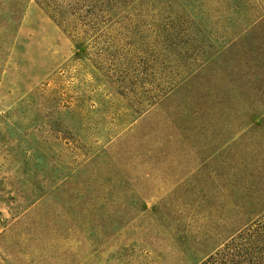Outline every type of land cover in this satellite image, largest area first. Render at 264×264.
Wrapping results in <instances>:
<instances>
[{
    "label": "rangeland",
    "instance_id": "1",
    "mask_svg": "<svg viewBox=\"0 0 264 264\" xmlns=\"http://www.w3.org/2000/svg\"><path fill=\"white\" fill-rule=\"evenodd\" d=\"M139 1L0 0V264H264V0Z\"/></svg>",
    "mask_w": 264,
    "mask_h": 264
},
{
    "label": "trees",
    "instance_id": "2",
    "mask_svg": "<svg viewBox=\"0 0 264 264\" xmlns=\"http://www.w3.org/2000/svg\"><path fill=\"white\" fill-rule=\"evenodd\" d=\"M86 3H89L91 0H84ZM76 2L78 3L79 0H36V5L38 8L43 11L52 21L57 23L58 25H61L65 23V17L66 15L75 17L77 14L81 12L80 9L77 8ZM117 3V1H116ZM125 4V3H123ZM132 4H140L139 0H133ZM118 5H122L121 2L118 3ZM77 19V18H76ZM120 213V216H119ZM118 213V222H117V229H120L122 226L126 225L128 222H130V218L124 219L125 217L121 216V211ZM134 219V218H133ZM130 220V221H129ZM223 223V222H222ZM227 229V226H226ZM226 234L225 232L219 235H214L213 238H221V240L216 243L213 241V244L211 245L210 249L213 253L212 255H209L206 257V259L201 262L202 264H242L239 262V254L240 251H236L234 254H229L230 247L227 246L223 247L222 249H219L221 246L220 242H225L226 240ZM232 237V236H231Z\"/></svg>",
    "mask_w": 264,
    "mask_h": 264
}]
</instances>
